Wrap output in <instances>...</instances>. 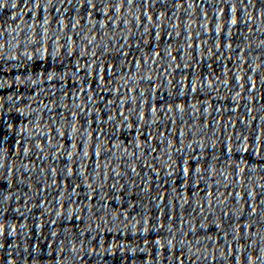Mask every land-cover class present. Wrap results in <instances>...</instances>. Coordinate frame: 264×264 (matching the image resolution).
Returning <instances> with one entry per match:
<instances>
[{
    "label": "snow or ice",
    "instance_id": "snow-or-ice-1",
    "mask_svg": "<svg viewBox=\"0 0 264 264\" xmlns=\"http://www.w3.org/2000/svg\"><path fill=\"white\" fill-rule=\"evenodd\" d=\"M129 2H131V0H129ZM232 23H236V21L235 20H233L232 21ZM50 79H51V77H49ZM193 91H195V87H193ZM90 99V98H89ZM179 105L177 106V108L179 109ZM88 154H87V152H85V156H87ZM196 171L197 172H199L200 171V169H196ZM185 172L187 173V169H185ZM0 187H2V185H0ZM0 211H2V209H0ZM157 243H159V242H157Z\"/></svg>",
    "mask_w": 264,
    "mask_h": 264
}]
</instances>
